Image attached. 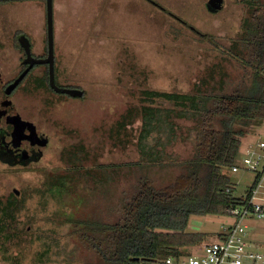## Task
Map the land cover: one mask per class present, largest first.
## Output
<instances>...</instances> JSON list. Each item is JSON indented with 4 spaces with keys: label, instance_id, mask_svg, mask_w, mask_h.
Instances as JSON below:
<instances>
[{
    "label": "rangeland",
    "instance_id": "374dc122",
    "mask_svg": "<svg viewBox=\"0 0 264 264\" xmlns=\"http://www.w3.org/2000/svg\"><path fill=\"white\" fill-rule=\"evenodd\" d=\"M205 1L190 0V8L182 16L187 23L183 30L177 24L166 29L167 21L161 17L149 11L143 17L134 13V9L130 11L129 3L126 5L122 0H111L113 12L104 16L108 9L97 8L101 3L103 7L107 5L108 0H67L65 7L60 6L65 9L66 31L62 33L63 42L54 47L59 62L55 64L57 81L62 87L71 84L82 87L85 97L68 98L51 92L44 65L36 68L11 95L2 96L4 105L15 114V122L32 126L33 132L48 142L41 159L27 167L0 161V198L17 191L24 200L18 217L21 223L29 222L32 226V234L27 237L33 240L14 252L19 251L20 264H85L88 255L76 245L68 244L66 227L59 226L58 219L83 218L94 209L100 211L99 217L113 221L120 199L131 195L140 177L148 176L162 186L181 172L170 164H149L151 159L177 162L193 157V143L188 139L193 122L187 119L176 120V136L172 137L164 132L160 122L163 123V116L158 117L153 128L160 135L151 133L140 144L138 136L143 121L140 113H132L126 131L110 139L117 119L130 111V106H140L142 89L189 93L196 82L209 78L210 69L215 73L211 83H217L223 75L227 91L241 83L243 68L214 47H230L241 30L246 7L238 0H224L225 9L213 13L206 10ZM180 2L187 4V0ZM205 35L213 38L212 44ZM15 51L5 48L0 41V88L18 74L19 51ZM260 140H264V123L247 134L243 145ZM70 157L86 165L139 163L140 166L124 167L115 172V181L106 177L99 186L92 180L88 183L87 173L82 171L79 177L70 178V192L50 190L43 194L49 188L44 182L49 174H74L66 171L71 165L67 160ZM230 176L235 183L233 197L237 199L246 195L255 178L246 172ZM235 221L229 215L193 217L189 231L205 234L204 244L213 243L222 227ZM243 225L247 227V242L263 258L258 264H264V219L247 218ZM200 247L188 252L196 253ZM41 253L43 256L39 257ZM12 261L3 262L0 251V264H13Z\"/></svg>",
    "mask_w": 264,
    "mask_h": 264
},
{
    "label": "trees",
    "instance_id": "16d2710c",
    "mask_svg": "<svg viewBox=\"0 0 264 264\" xmlns=\"http://www.w3.org/2000/svg\"><path fill=\"white\" fill-rule=\"evenodd\" d=\"M238 2L246 7L240 32L232 39L229 48L216 45L214 48L243 68L241 83L227 91V80L223 75L217 83H211L215 73L214 69H210L209 78L196 82L189 93L142 89L140 106H130L127 113L125 110L111 130L110 140H113L115 136L122 135L123 130L126 131L127 125L132 122V113H140L143 121L141 132L144 131L138 136V143L141 144L151 133L160 135L159 130L153 128L158 117L161 119L163 116V123L160 122L164 125V132L172 137L176 136L174 126L178 127L177 119L191 120L193 125L188 139L193 143V157L177 162L151 159L149 163L154 166L170 164L180 168L181 172L162 186H157L148 176L140 177L131 195L120 199L113 221L99 217L100 211L94 209L83 218L58 219L57 224L66 227L68 244L76 245L88 255L85 264H164L169 257L187 256L190 253L188 249L200 247L206 239L203 233L189 231L191 218L228 216L227 210L238 204L240 199L233 197L235 183L230 169L238 163L243 139L256 126L264 123V0ZM205 36L212 44L213 38ZM38 66L41 65L36 68ZM56 73L55 69L58 84ZM46 80L48 89L56 93L49 85L47 66ZM65 87L82 89L72 84ZM127 119L130 120L128 123ZM83 158L86 159V156ZM67 160L71 165L66 167V171L71 170L74 174H49L44 181L49 188L43 194L50 190L62 194L70 192V178L79 177L82 171L87 173L88 183L92 180L99 186L106 177L115 181V172L124 167L140 166L139 163L86 165L73 157ZM3 164L12 162L6 159ZM103 194L106 196L107 193ZM23 204L24 200L15 190L0 198V251L3 262L10 263L13 259L11 263L20 264L19 251L14 252L33 240L27 237L32 234L31 223H21L18 217ZM41 256L43 253L39 254Z\"/></svg>",
    "mask_w": 264,
    "mask_h": 264
},
{
    "label": "flooded vegetation",
    "instance_id": "af4514ba",
    "mask_svg": "<svg viewBox=\"0 0 264 264\" xmlns=\"http://www.w3.org/2000/svg\"><path fill=\"white\" fill-rule=\"evenodd\" d=\"M65 1L67 0H52L54 47L56 45L59 46L63 42V39H61L63 35L62 33L66 31L65 21L63 22L64 13L62 15L61 9L59 8V6L63 5ZM122 1L126 5L129 3L131 10L130 8L128 10L132 11L134 9V13L143 15L145 12L147 13L149 11L153 13L154 16L161 17L162 20L167 21L165 26H168V28L166 27V29L173 28L175 24H177L181 26L179 29L183 30L182 28H184V26L187 24L184 20L185 18L182 16L187 10H189L190 0H187V4L180 2V0ZM211 1L214 2L215 0H206L204 2V7L206 10L210 8L209 3ZM217 1L218 4H224L223 9L220 10L223 11L226 6L224 0ZM47 4L48 0H0V41L3 42L5 48H12L19 51V62L17 68L18 74L0 88V109L2 110V114L4 113L5 115L9 116V120H13L15 117L13 118L11 116H15V114H13L9 108L4 105L2 96H5V89L11 83H13L15 79H17L18 76L29 66V64L24 63V61L27 59V55L22 48V42H25V39L28 40L31 46L32 57L36 59L48 58L49 19ZM112 7L113 5L111 0H108L107 5L105 4L103 7V9L107 8L108 10L103 12L102 16H104L106 13L111 14L113 12ZM143 17L145 16L143 15ZM148 23L150 25L152 24L151 21ZM18 48H22V50H19ZM17 51L15 52L17 53ZM57 62V55L54 52V64ZM60 62L62 63V60ZM36 66L37 65H35L32 69L36 68ZM44 66H47L49 71L48 65ZM39 67L40 66H38V68ZM58 86L62 87L60 85ZM79 90L84 91L83 89ZM9 120L5 122L4 119H0V127L1 125H4V128H0V161L3 163V161L7 159L12 162V164L9 165L20 167H27L35 161H39L41 159L42 150L48 145L47 140L44 137H41L40 134H35V132H33L32 126L28 125L27 123L21 124L18 119V123L16 122L15 124L21 128L25 137L22 140L20 138L15 139L16 136L13 135L14 129L12 127L14 124L11 122L9 124ZM28 138H30V140H28ZM24 156L28 157L25 162H23L22 159Z\"/></svg>",
    "mask_w": 264,
    "mask_h": 264
},
{
    "label": "built area",
    "instance_id": "2783aa9c",
    "mask_svg": "<svg viewBox=\"0 0 264 264\" xmlns=\"http://www.w3.org/2000/svg\"><path fill=\"white\" fill-rule=\"evenodd\" d=\"M242 148L238 163L231 167L230 173H252L255 178L246 195L238 198V204L227 210L228 215L236 220L235 223L229 227L223 226L217 240L204 244L196 253L169 257L164 264H258L263 259L247 242V227L243 223L247 218L264 219V140L249 142Z\"/></svg>",
    "mask_w": 264,
    "mask_h": 264
},
{
    "label": "water",
    "instance_id": "95a60500",
    "mask_svg": "<svg viewBox=\"0 0 264 264\" xmlns=\"http://www.w3.org/2000/svg\"><path fill=\"white\" fill-rule=\"evenodd\" d=\"M218 1L215 0L214 2L211 1L209 3V10L210 12H219L220 10L223 9L224 4H218ZM47 9H48V19H49V54H48V58L46 59H36L34 57H32V53H31V46L28 42L27 39H25V42H22V48L24 49L26 55H27V59L24 61L25 64H29V66L27 67V69L22 72L17 79H15V81L13 83H11L6 89H5V95H11L14 90L24 81V79L26 78V76L29 74V72L31 71V69L35 66V65H48L49 67V85L50 87L53 89L54 92L58 93V94H66L72 98H83L84 96V91L79 90V89H70V88H63V87H59L56 83L55 80V64H54V45H53V4H52V0H48V4H47ZM27 41V42H26ZM3 115V116H2ZM14 118V116H11ZM11 118V119H13ZM0 119H4L5 122H7L9 120V116L5 115L4 113L2 114V110L0 109ZM12 120H9V124L10 122L14 124L13 129H14V136H16L15 139L20 138L21 140L25 137V135L23 134L21 128H19L17 126V124H15V118ZM4 122V123H5ZM6 124V123H5ZM4 125H1L0 128H4ZM27 155V153H26ZM23 156V155H22ZM28 157L24 156L23 162L26 161ZM22 161V160H21Z\"/></svg>",
    "mask_w": 264,
    "mask_h": 264
},
{
    "label": "crops",
    "instance_id": "0c3cea01",
    "mask_svg": "<svg viewBox=\"0 0 264 264\" xmlns=\"http://www.w3.org/2000/svg\"><path fill=\"white\" fill-rule=\"evenodd\" d=\"M59 8L61 9V12H62V15H63L65 9L63 10L60 6H59ZM102 8H103V5H102V3H101V5L99 4V7L97 8V10L100 11V10H102ZM218 13H219V12H218ZM98 14H101V12H100V13L98 12ZM188 19H189V18H188ZM243 146H244V145H243ZM242 149H243V148H242Z\"/></svg>",
    "mask_w": 264,
    "mask_h": 264
}]
</instances>
